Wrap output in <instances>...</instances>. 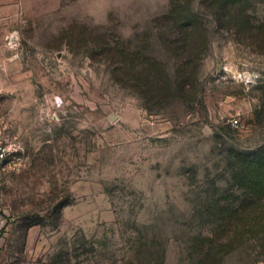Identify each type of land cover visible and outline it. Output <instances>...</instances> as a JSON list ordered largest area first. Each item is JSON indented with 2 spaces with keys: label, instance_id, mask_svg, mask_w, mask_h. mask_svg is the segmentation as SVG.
<instances>
[{
  "label": "rangeland",
  "instance_id": "1",
  "mask_svg": "<svg viewBox=\"0 0 264 264\" xmlns=\"http://www.w3.org/2000/svg\"><path fill=\"white\" fill-rule=\"evenodd\" d=\"M203 1L183 5L209 31L198 78L163 99L123 83L113 52L131 79L156 63L176 80L171 0H0V264H200L211 213L257 191L235 157L264 148V55ZM249 240L223 264H264Z\"/></svg>",
  "mask_w": 264,
  "mask_h": 264
},
{
  "label": "trees",
  "instance_id": "2",
  "mask_svg": "<svg viewBox=\"0 0 264 264\" xmlns=\"http://www.w3.org/2000/svg\"><path fill=\"white\" fill-rule=\"evenodd\" d=\"M185 3L189 5L188 2ZM203 3L221 29H233L240 41H245L253 51L264 55V19L261 20L249 12L252 7L250 0H204ZM183 5L184 0H171L169 6L172 12L163 19V24L173 23L181 30L172 41L176 45L175 49L171 48L172 42L163 41L166 51L179 58L180 71L177 79H171L166 70L164 69V72L163 69H159L156 63L150 64V70L143 72L142 78L131 79L129 53L123 49L113 52L114 59L116 57L118 59L116 72L122 76L123 83L128 85L133 80V83L145 95L150 94L163 99L171 97V93L173 95L175 91L183 94L194 84L200 67L199 55H195L194 52L199 53L200 50L201 53L208 48L209 31L191 8L189 6L184 8ZM103 51L112 52L111 50ZM143 66L144 61H140L133 69L142 70ZM235 158L241 169L247 166L257 172L255 180L258 189L254 190L255 193L253 192L250 196H245L248 199L242 201V205L238 208L221 211L217 209V212L211 213L212 216L220 215L216 216L219 232L215 233V238L208 239L201 245L200 264H223L227 248H230V251L239 250L246 245L247 241H251L249 239L257 241L262 248V253L264 252V148L247 156L236 155Z\"/></svg>",
  "mask_w": 264,
  "mask_h": 264
},
{
  "label": "built area",
  "instance_id": "3",
  "mask_svg": "<svg viewBox=\"0 0 264 264\" xmlns=\"http://www.w3.org/2000/svg\"><path fill=\"white\" fill-rule=\"evenodd\" d=\"M18 39L16 34H12L9 37V43L14 44V42ZM236 124H238V121H235ZM11 156V149L2 140H0V181L3 179L5 173L7 172V166L9 162V158ZM5 229L4 219L2 215L0 214V232Z\"/></svg>",
  "mask_w": 264,
  "mask_h": 264
}]
</instances>
